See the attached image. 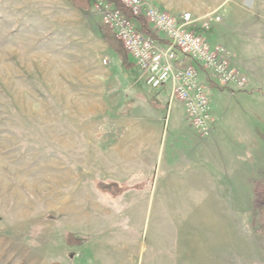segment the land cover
Masks as SVG:
<instances>
[{"label": "rangeland", "instance_id": "1", "mask_svg": "<svg viewBox=\"0 0 264 264\" xmlns=\"http://www.w3.org/2000/svg\"><path fill=\"white\" fill-rule=\"evenodd\" d=\"M67 1L0 0V264H264V237L255 231V184L264 180V32L260 41L244 37L255 56H245L254 71L243 91L206 89L237 159L205 158L193 165V178L185 170L162 177L170 148L180 154L173 169L188 150L182 138L179 148L172 141L163 148L164 138L180 139L183 129L141 132L127 96L166 92L145 87L135 65L126 68L96 39L105 25L97 0L89 10ZM62 3L79 14L68 19ZM167 4L179 8L167 10L173 14L216 11L221 20L224 4H237L264 26V0ZM220 22L207 31L211 43ZM174 104L166 114L202 138ZM97 181L115 184L101 193ZM211 181L219 185L212 191ZM67 232L81 244L67 245Z\"/></svg>", "mask_w": 264, "mask_h": 264}, {"label": "built area", "instance_id": "2", "mask_svg": "<svg viewBox=\"0 0 264 264\" xmlns=\"http://www.w3.org/2000/svg\"><path fill=\"white\" fill-rule=\"evenodd\" d=\"M120 3L130 15L113 2L96 1L102 23L141 71L144 86L158 91L169 84L170 99L182 105L192 129L206 137L213 122L207 86L213 83L234 91L246 84L228 49L209 43L205 36L221 15L211 11L196 17L188 10L173 14L147 0Z\"/></svg>", "mask_w": 264, "mask_h": 264}, {"label": "crops", "instance_id": "3", "mask_svg": "<svg viewBox=\"0 0 264 264\" xmlns=\"http://www.w3.org/2000/svg\"><path fill=\"white\" fill-rule=\"evenodd\" d=\"M63 1H67V0H63ZM150 1H155V2L163 4L160 7L163 6L162 8H165L166 10H169L170 12H173V13L179 10V8H174V7H171V5L169 6L167 4L168 1L170 0H150ZM257 1L259 2L260 0H257ZM235 2L237 3L238 0H234V3ZM67 10L69 11V15L67 16L68 19H71L72 17H74V15L79 14L77 13L78 10L75 11L76 9L74 10L67 9L66 5L64 4V13H66ZM223 11L225 13L224 14L222 13L223 15L222 20L219 24H217V26L219 25L218 27L215 25V27L217 28H215V31H214V35L218 42L211 43V40L207 32L205 33V36L207 40L209 41V43L211 44H223L230 53L231 63L236 68H238V70L245 77L247 76L248 78L251 79L252 78L251 74L253 73L254 70L251 68V65H252L251 61L249 62L246 61L245 56H247V54L248 56H255V55L254 53L250 51L251 49L250 44H247L248 42L245 43L246 40L244 39V37H248L249 40H252V41H260L259 39H263V37L261 38V36H262V32H264V26L260 28L259 26L253 25L254 23H256V21H252L251 19L254 17L253 15L254 11L244 10L241 8V6L237 4H232V5H227V6L224 4ZM66 19L67 18L65 16V19L63 20V22L60 23V24H64V27L66 26V24L69 23L68 20ZM245 22L248 23L247 27L237 26L238 24L240 25L245 24ZM242 30H244V34ZM97 36H96V39L98 41L101 40L108 47L103 36L102 38H100L99 36L97 37ZM238 37L240 41H238ZM210 86H214V84L210 83ZM159 90L165 91L166 96H162L161 94L163 93H153L154 94L153 96L146 95V93H129L127 98L131 97L128 99V101L129 103H131L132 106H134L133 108H131L130 112L134 111L135 114L140 115V117H138L136 121H133V123H135V125H137V127L140 128L139 130H141V132L152 130L153 134H156V135L158 134L159 136L161 131L165 130V128H167L170 125H171V129L173 130L177 128L180 130L183 129L179 136L180 139L179 138L166 139L167 136H165L164 141H163V148L167 146V143L169 141L173 142L172 146L174 145V147H178L181 144V138L183 139L185 147L188 148L187 152L184 155L183 163L179 164L176 169H173L174 166L171 165V162L172 160L177 159L180 154L173 152V149L170 148L171 159H170V163L168 164V169L163 170L164 173L160 176L172 177L173 171H174V174H176V176H179V172L182 170H185L186 171L185 176L186 177L190 176L193 178L194 176L193 172H197L193 168V165L200 161L203 162L205 158H207L206 161H210V162H214V161L217 162L219 160L228 161V159L230 158L233 161L235 160L236 157L233 155L234 152L233 154L229 152L230 146L232 148H235L236 146L235 140L232 137L226 135L228 133L225 131V129H223L219 121L216 122L215 118L213 119V122L211 125V133L208 138L206 137L198 138L196 136H193V134L190 133L191 131L189 132L188 129H186V126L184 124H182L179 121H176L174 117H171L170 115L168 116V114H166L167 109L169 108L172 102H175L174 105L176 106L178 111H180V108L183 109L182 105L179 102L170 99V85L169 84L165 85ZM243 90H244V87L242 89H238V91H243ZM143 94H145V96L150 97L152 99V102L144 101L143 99L145 97H143L144 96ZM132 95H134V97ZM132 98H134L135 100L132 101ZM165 100H166V105H167L166 111H164ZM184 114H185V111H184ZM172 133L174 132H171V134ZM136 142L138 144L144 145L146 143V140L144 138H138ZM205 147H207V149L209 150L208 151L209 154L207 156H203L202 154L198 153L199 152L198 150H200L201 148L204 149ZM163 148H162V153L166 152L167 150L166 149L164 151ZM178 148H176V151ZM226 152H229V153L226 154ZM162 161L163 160H161V157H160L159 162H162ZM164 161L167 162V158H165ZM210 184L212 186L209 188L210 191H212L213 188H216L219 186L212 181L210 182Z\"/></svg>", "mask_w": 264, "mask_h": 264}, {"label": "trees", "instance_id": "4", "mask_svg": "<svg viewBox=\"0 0 264 264\" xmlns=\"http://www.w3.org/2000/svg\"><path fill=\"white\" fill-rule=\"evenodd\" d=\"M74 7L84 10H89L91 7V0H68ZM113 2L118 8L124 10L128 15L129 12L123 8L120 3V0H108ZM100 32L106 41L109 49H112L117 56L119 57L121 63L126 67L130 68L135 65L132 61L129 60L127 53L122 47L121 43L115 38L112 30L107 28L105 25H100ZM224 88V87H221ZM115 184L114 181H97L96 187L101 193H107L110 191V188ZM255 200L257 203L256 207V219H255V231L264 237V180H259L255 184ZM65 242L69 246H77L81 244V239L74 237L70 232H67L65 235ZM49 264H63L61 261L52 260Z\"/></svg>", "mask_w": 264, "mask_h": 264}]
</instances>
